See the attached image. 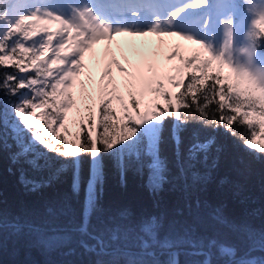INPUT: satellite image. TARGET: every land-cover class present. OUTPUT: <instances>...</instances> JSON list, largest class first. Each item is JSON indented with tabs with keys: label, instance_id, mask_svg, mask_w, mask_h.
<instances>
[{
	"label": "snow or ice",
	"instance_id": "6c2138e0",
	"mask_svg": "<svg viewBox=\"0 0 264 264\" xmlns=\"http://www.w3.org/2000/svg\"><path fill=\"white\" fill-rule=\"evenodd\" d=\"M121 36L155 39L122 46ZM0 105V144L19 149L13 162L48 167L52 154L72 166L79 191V166L90 158L78 231L94 242L80 246L95 264H189L183 255L201 257L195 264H264L255 255L264 253V230L241 229L243 250L192 228L161 236L155 216L90 231L106 156L122 181L145 158L153 189L167 181L161 145L169 118L181 177L195 176L215 144L194 134L182 150L190 123L223 128L264 156V0H0ZM64 170L54 168L49 182Z\"/></svg>",
	"mask_w": 264,
	"mask_h": 264
},
{
	"label": "trees",
	"instance_id": "16d2710c",
	"mask_svg": "<svg viewBox=\"0 0 264 264\" xmlns=\"http://www.w3.org/2000/svg\"><path fill=\"white\" fill-rule=\"evenodd\" d=\"M0 105V110H2ZM172 120L164 133L161 158L167 162V181L154 190L147 158L141 165L127 168L123 181L114 158L105 157L104 180L98 191V209L90 220V231L104 225L133 224L158 217L163 223L161 236L170 230L192 228L196 237L238 245L246 249L241 229L264 230V156H257L223 128L213 131L190 123L181 133L182 150L193 135L204 141L215 138L206 161L197 164L186 177L175 166L176 144L171 138ZM236 127V126H234ZM237 132L244 131L237 127ZM19 151L13 141L0 144V264H95L98 257L80 246L88 241L78 231L83 221L86 181L91 170L85 156L79 166L80 189L73 191L74 169L51 156L48 167L35 168L27 159L13 162ZM45 151L43 148L40 152ZM31 159V158H30ZM43 165V161H39ZM64 171L49 182L54 168ZM40 184L33 190L31 184ZM128 219L122 220L121 214ZM17 227L22 230L17 231ZM264 255V253H255ZM108 259V257H103ZM201 257L183 255L182 261L195 264Z\"/></svg>",
	"mask_w": 264,
	"mask_h": 264
},
{
	"label": "rangeland",
	"instance_id": "374dc122",
	"mask_svg": "<svg viewBox=\"0 0 264 264\" xmlns=\"http://www.w3.org/2000/svg\"><path fill=\"white\" fill-rule=\"evenodd\" d=\"M142 39H151V40H154L155 38L153 37H149V38H134V37H129V36H121V37H117V41H119V43L122 45V46H127V44L131 41H136L137 43L140 42V40ZM102 47V46H100ZM115 47V45H114ZM87 62V61H86ZM25 136L30 139V136L25 133ZM16 146V145H15ZM17 148V147H16ZM18 149V148H17ZM42 149V146H38V152H40ZM33 159L34 157H29L28 159ZM151 176H152V173L150 174V181H151ZM88 181V180H87ZM87 181H86V184H85V187H86V191H87ZM152 183V182H151ZM86 198H87V193H86V196H85V200H84V206H83V220L85 219V204H86Z\"/></svg>",
	"mask_w": 264,
	"mask_h": 264
},
{
	"label": "bare ground",
	"instance_id": "6f19581e",
	"mask_svg": "<svg viewBox=\"0 0 264 264\" xmlns=\"http://www.w3.org/2000/svg\"><path fill=\"white\" fill-rule=\"evenodd\" d=\"M154 38V37H153Z\"/></svg>",
	"mask_w": 264,
	"mask_h": 264
}]
</instances>
